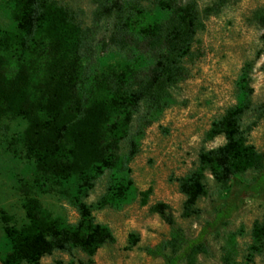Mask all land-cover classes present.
<instances>
[{"label": "rangeland", "instance_id": "rangeland-1", "mask_svg": "<svg viewBox=\"0 0 264 264\" xmlns=\"http://www.w3.org/2000/svg\"><path fill=\"white\" fill-rule=\"evenodd\" d=\"M57 1L73 8L90 31L82 57L69 59L60 69L57 56L44 42L32 53L6 56L3 75L7 84L24 70L31 84L30 97L35 101L52 87L54 72H65L66 77L76 79L74 99L83 100L87 106L104 94L99 85L130 79L151 65L147 55L121 50L111 43L115 21L94 20L95 0ZM215 1L199 0L200 10ZM258 9H264V0H239L224 8L218 17L204 22V30L196 38V58L188 63L190 74L174 87L171 106L160 114L140 108L130 127L137 154L128 161V144L123 142L114 168L102 175L88 176L92 186L87 198L82 195V178L57 179L39 173L24 148L25 121L6 118L0 122V215L4 213L11 219L7 226L20 228L26 223L19 189L27 185L46 223L64 230L75 226L81 220L79 203L83 202L95 222L115 239L114 244L102 247L92 258L76 249L71 254L54 252L40 264H165L163 259H153L145 253L146 248L172 239L170 228L150 208L158 203L169 206L181 234L193 239L206 223L213 221L215 208H222L229 199L235 200V210L230 219L207 236L210 256H199L198 264H222L223 255H229L234 264H264V245L252 237L253 225L264 221V189L256 194L247 192L257 173L239 175L227 188L206 175L207 195L196 205L198 215L191 218L184 217L185 197L178 184L197 167L201 151L224 145L223 137L212 142H204V137L213 122L241 104L243 88L252 90L255 110L264 105V54H259L262 32L249 20ZM157 17V11L152 9L144 20ZM15 29L7 0H0V39ZM256 116L255 112L248 113L245 126ZM120 118L112 114L103 126L104 145L110 141L112 125ZM248 141L258 151H264V118L250 132ZM147 191V204L142 205L141 194ZM5 226L0 218V264L11 251L3 233ZM87 233L85 229L83 235ZM131 235H137L139 243L128 251Z\"/></svg>", "mask_w": 264, "mask_h": 264}, {"label": "trees", "instance_id": "trees-1", "mask_svg": "<svg viewBox=\"0 0 264 264\" xmlns=\"http://www.w3.org/2000/svg\"><path fill=\"white\" fill-rule=\"evenodd\" d=\"M238 1L216 0L200 10L199 0H95L94 20L115 21L111 43L121 50L147 55L152 63L146 71L126 81L99 85L104 94L85 106L83 100L74 99L76 79L66 77L65 72H54L52 87L35 101L30 97L31 84L24 70L10 84L5 82L6 56L32 53L45 42L62 69L69 59L82 57L90 37L78 13L57 0H7L16 29L0 39V122L6 118L25 121L24 148L39 173L57 179L82 178V195L87 198L92 186L88 176L102 175L114 168L123 142L128 144V161L137 154L130 127L140 108L160 114L171 106L174 87L190 74L188 63L196 58V38L204 30V22ZM152 9L158 17L145 21ZM249 20L262 32L259 54H264V9L251 13ZM242 94L241 104L229 108L205 134L204 142L223 137L224 145L201 151L197 167L178 181L179 192L185 197V218L198 215L196 205L207 195L206 175L227 188L235 177L255 172L258 176L247 192L256 194L264 189V151H258L248 141L250 132L264 118V105L255 110L252 90L245 87ZM250 112L256 113V120L245 126L244 119ZM112 114L121 118L112 125L110 141L104 145L102 128ZM19 193L26 223L12 228L7 226L11 219L4 213L0 215L11 247L3 264H40L54 252L71 254L76 249L92 258L102 247L115 243L112 233L95 222L83 202L79 203L80 222L64 230L41 218L39 202L27 185H22ZM149 194L150 191L141 194L142 205L147 204ZM234 210V199L226 201L222 208L216 207L213 221L206 223L196 238L189 239L176 227L169 206L158 203L150 212L170 228L172 239L146 248L145 253L153 259H163L165 264H198L199 256H210L207 236L230 219ZM85 229L88 233L83 235ZM252 237L264 245V221L253 225ZM138 243L139 237L131 235L127 250ZM221 262L234 264L229 255H223Z\"/></svg>", "mask_w": 264, "mask_h": 264}]
</instances>
